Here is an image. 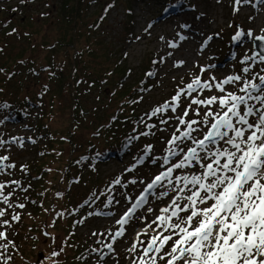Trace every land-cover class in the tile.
I'll list each match as a JSON object with an SVG mask.
<instances>
[{
    "label": "rangeland",
    "instance_id": "374dc122",
    "mask_svg": "<svg viewBox=\"0 0 264 264\" xmlns=\"http://www.w3.org/2000/svg\"><path fill=\"white\" fill-rule=\"evenodd\" d=\"M188 1L190 4L187 8L174 7L165 12L166 14L162 11L163 7L155 1L125 0L114 5L112 0L96 2L83 0L81 3L83 34L90 30L93 36L91 42L99 46L95 47L99 54H108L109 59L114 62L123 60L126 66L132 69V74L126 77L123 83L129 85L137 80L139 81L137 85L142 81L141 85L146 81L142 85L145 90L141 92L142 98H137L140 100L138 111L150 110L151 113V109L171 101L177 91L184 89L196 76H200L202 81L215 76L216 80L220 81L229 75H243L241 69L245 66L252 68L250 76L264 68V63L253 64L252 61H248L247 65L240 63L245 54L255 55L254 39L244 35L238 42L233 40L238 32L247 33L249 30L253 36L264 35V3H258L257 0H248L247 3L241 0L239 4L236 0ZM61 4V0L0 1V64L8 63L9 71L15 73L4 85L5 94L11 96L14 92L17 96L20 93L23 98L40 96L39 107L35 106L32 110L23 112L25 114L23 117L18 116L20 120H13L11 110L7 107L3 106L0 111V141L3 142L0 143V158L8 157V160L2 161L3 166L0 167V183L7 185L4 189L5 195L12 193L10 203L13 205L12 208H8L7 205L0 203V208L6 211V215L0 220H7L11 225L0 226V231L7 233V240H0V244H7L8 240L15 244L20 240L18 243L25 245L28 250L35 249L30 246L33 231L25 233L22 231L23 228L16 227L19 224L27 226L32 218L37 217L38 219L33 220L34 228L45 224L43 228L49 231L50 235L43 233V230L36 234L37 245L33 262L71 264L75 244L68 239L63 230L65 208L69 207L70 222L75 227L76 237L81 241L80 247H83L85 252V260L80 264H133V260L142 255L143 248L147 246L152 236L162 230L156 224L148 228V224L160 214L161 208L169 205L171 198L179 194L178 191H171L169 186L157 187L150 191L151 194L146 188L155 175L170 166L163 163L164 157L168 155V141L173 134L180 136L181 132L187 130L179 125L176 117L182 115L191 97H187L186 94L182 96L180 107L175 113L170 109L164 112L166 116L160 118L163 125L160 138L151 141L150 146L135 143L130 154L122 160L99 164L95 172L90 170L94 173L90 174L92 178L100 179L98 185L94 186L97 189L91 188L89 173L84 171L87 169L77 165V161L93 142V133L97 132L101 124L109 121L120 103L116 102L108 84L97 82L92 84L96 71L103 73L101 66L93 58H86L83 63L76 62L75 68L78 72H74L75 68L72 72L68 66L60 68L61 71L65 70L64 72L59 70L58 74L63 73L65 77L67 76L66 85L63 83L64 91L73 86L76 79L80 82L77 89L81 93L80 104L86 113H81L78 118L80 123L72 131L71 138L75 146L69 142L63 144L56 142L53 148L55 152L60 151L61 155L54 151H51V155L47 154L46 149L50 147L48 135L52 134L60 141L63 139L61 136L71 133V130L68 131L66 128L71 115L68 117L63 106L67 96L57 98L61 83H58L52 74V70L57 67L56 63L65 59L60 53L51 51L60 39ZM98 16L100 19L102 17L101 21L100 19L97 21ZM27 18L31 19L29 23L25 21ZM24 21L27 24H24ZM95 24L98 27H95ZM9 28H14L13 32L4 33L3 30ZM100 47L102 52L99 51ZM21 52L24 53V61L14 57ZM256 59L259 60V57ZM51 62L52 70L49 69ZM106 62L102 67L108 66V61ZM151 62L154 64L153 71L147 72L144 77L145 69L151 66ZM201 68L208 70L201 73ZM148 73L153 75L149 76ZM71 75L75 79L73 83L67 85ZM256 82L259 83L258 80ZM225 87L229 91L242 94L238 92L239 84ZM211 95L220 93L215 89L197 90L193 93V96H199L201 99ZM50 104L63 108L55 112V120L49 127L39 130L37 126L47 115ZM259 106L257 104V107ZM192 107L196 108L195 105ZM200 111L203 112L204 109L201 108ZM146 117L142 116L141 122L147 121ZM185 119L199 120L200 117L190 111ZM177 127L180 131H176ZM194 127L202 129L201 125ZM193 135L200 138L202 131L194 132ZM73 148L77 153L73 152ZM144 152L152 158L157 157L160 165L144 169L141 166L136 168V171L133 170L138 155ZM45 156L48 163L43 167L38 162ZM170 159L176 162L179 158ZM9 164H14L15 167H7ZM34 166L43 168L42 172H35ZM44 170H47V173H44ZM190 172H196V168L177 170L174 174L186 175ZM117 178L120 179V184H115ZM12 181H18L19 184H12ZM164 183L167 185V181ZM164 192H168V195L162 196L161 193ZM36 193H40V196H36ZM187 194H189L187 191L182 193ZM141 195L147 197V203L135 210L128 224L123 226L124 235L113 242V235L121 229V225L116 221L132 208ZM96 198L97 201H93ZM85 200H88L89 204L84 205ZM20 203L25 204L23 209L15 207ZM149 208L152 209L151 212L148 211ZM60 213L63 215H59ZM13 214H19L20 220H12ZM42 215H46V218ZM140 241L144 243L141 244ZM109 243L113 244L111 252L105 247ZM133 243H136L137 251L129 252L128 249ZM61 248L63 251L59 256H51L53 251H60ZM93 249L97 251L93 252ZM10 250L11 245L7 250L8 256ZM158 264H164V261H159Z\"/></svg>",
    "mask_w": 264,
    "mask_h": 264
},
{
    "label": "snow or ice",
    "instance_id": "6c2138e0",
    "mask_svg": "<svg viewBox=\"0 0 264 264\" xmlns=\"http://www.w3.org/2000/svg\"><path fill=\"white\" fill-rule=\"evenodd\" d=\"M240 2L241 0H236L237 4ZM244 2L247 3L248 0ZM257 2L264 3V0ZM244 35L260 41L261 51L254 56L245 54L240 63H264V35L253 36L249 30L247 33L238 32L233 40L238 42ZM207 70L201 68V73ZM241 72L243 75H229L220 81L215 76L207 81L196 76L184 89L178 90L171 101L153 109L151 116L169 109L175 113L180 107L182 96L186 94L191 97L182 115L176 117L179 125L187 130L181 132L180 136L173 134L168 141V155L164 157L163 163L170 166L155 175L146 188L150 192L157 187L170 185L171 191H187L189 194L176 195L170 199L168 206L160 209V214L147 227L152 228L156 224L162 230L152 236L143 248L142 255L134 259L133 264H158L159 261H164V264H264V74H261L264 73V68L251 76L252 68L249 66L243 67ZM237 84L240 85L238 92L242 94L225 87ZM213 89L220 95L204 99L193 96L197 90ZM257 104L260 106L257 107ZM201 108L204 109L203 112L200 111ZM190 111L200 119H185ZM194 125H201L202 129H197ZM176 131H180V128L177 127ZM198 131H202L200 138L193 135ZM148 151H151L150 147ZM170 158L179 159L173 162ZM6 160L7 156L0 158V167L3 166L2 161ZM7 167L14 168L15 165L9 164ZM193 168L199 174L190 172L174 177L177 170ZM11 183L19 184L18 181ZM115 184H120L119 178L115 180ZM6 187L7 185L0 183V203L12 208V193L5 195ZM23 191L26 192L27 189ZM161 195L167 196L168 192ZM145 203L147 197L141 195L132 208L116 221L121 229L113 235V242L124 235L123 226L128 224L135 210ZM15 207L23 209L25 204H16ZM148 211L151 212L152 209L149 208ZM5 215V209L0 208V218ZM59 215L62 216L63 213ZM12 220L19 221L20 215L13 214ZM0 226L11 227L7 220H0ZM144 233H147V228ZM0 240H7L6 232L0 231ZM9 245L15 247L11 240L7 244H0V264H9L11 260L7 255ZM105 247L109 252L113 251L112 243ZM61 251L62 248L60 251H53L51 256H59ZM96 251L93 249V252ZM128 251L136 252V243Z\"/></svg>",
    "mask_w": 264,
    "mask_h": 264
},
{
    "label": "trees",
    "instance_id": "16d2710c",
    "mask_svg": "<svg viewBox=\"0 0 264 264\" xmlns=\"http://www.w3.org/2000/svg\"><path fill=\"white\" fill-rule=\"evenodd\" d=\"M82 1L83 0H61L62 4L60 6L62 8V12L59 20L60 23H62V26L60 27V34H59L60 39L54 45L51 51L60 53L61 56H64L65 59L59 60L56 63L57 67H55V70H52L53 64L51 62V65H49V69L52 70V74L55 76L56 81H58V83H61V85L59 86L60 88L58 94H56L57 98H63L65 95L67 96L66 100L63 102V106L65 107V110L68 113L67 114L68 117L71 115L70 121H68L66 127L68 128V131L71 130V133L70 135L67 136H61L63 137V139L60 141L56 140V137H54V135L52 134L48 135L50 136V144H49L50 147H47L46 151L47 154L49 155H51V151H54V153H57V155H61L60 151L55 152L53 148L56 142L57 143L60 142L61 144L69 142L72 143V145H74V142L71 138L72 131L74 127L80 123L78 118L81 115V113L83 114L86 113L85 110L83 109V106L80 104L81 93L79 89H77L79 87L80 82H78L76 79L75 83H73V79H75V77L73 76L72 78L71 75L70 79L67 81L68 82L67 85H69L70 82H72L73 86H71L70 88L69 87L66 88V90L64 91L63 83L66 85L65 81L67 76L65 77L63 73H61L62 75L58 74V71L60 70V68L63 69L66 66L70 67L69 70L72 71V69L76 67V62L83 63L86 58L87 59L93 58L97 62V64L101 66L102 68L101 70H103V73H97L98 71H96L95 81H93L92 84H95L96 82L108 84V86L110 87V91L113 94V97L115 98L116 102L120 103L118 109L115 110L114 115L110 116L109 121L106 122L105 124L104 123L101 124L98 127L97 132L93 133V142L90 143L91 144L90 147L88 146L87 150H85V153L81 154L79 160L77 161L78 162L77 165H80V167H85L87 169L84 171H88L89 173L91 188L97 189V187L94 186L98 185L100 179L92 178L90 176L91 173L94 174L92 171L95 172L99 164L110 163L111 161L114 160L116 161L122 160L124 157L130 154L132 149L131 147H133L135 143L140 142V144L143 145L147 144L146 146H150L151 141L160 138V134H161L160 130L163 127L160 118L163 115L165 117L166 114L162 112L157 114L156 116H151L152 112L150 113V110L148 111L146 110L142 112L140 109L138 111L139 102H140L139 99L142 98L143 96L141 95L142 94L141 92L145 91L142 85L145 84L146 81L141 85L140 83L142 81H140V83L137 85V83L139 82L137 80L129 85L124 84L123 80L126 77H129L130 74H132V69L126 66V64L124 63L125 61L123 60H118L114 62L109 59L108 54H102V53L99 54V52L95 48L96 46L97 47L99 46L94 45V42H91V37L93 36L91 35L90 30L88 33L85 34H83L82 32V28H84V26H81L82 24L84 25V22L81 18V10H80ZM96 1L97 0H95V2ZM118 1L122 2L125 0H112L114 5L117 4ZM143 1L144 2L155 1L159 3L163 7L162 11L164 13L169 12L174 7H180V8L184 7L185 9L188 7L187 5L190 4L188 0H143ZM96 18H98L97 21H99L100 16ZM30 20H31L30 18H27L25 21L29 23ZM101 20L102 17L100 21ZM25 21L24 24H27ZM95 27L98 26L95 24ZM13 29L14 28H9L8 30L6 31L3 30V31L4 33L8 32L7 34H9L13 32ZM99 51L100 52L103 51L102 47H100ZM14 57L17 58V60H22V61H24L25 58L23 52L14 55ZM106 61H108L107 64L108 66L104 68L102 66H104L103 64L107 63ZM153 65L154 64L151 62V66L145 69L146 71L144 72V77H146L145 75L147 72L153 71ZM64 70L62 71L64 72ZM74 72H78V69L75 68ZM14 74L15 73L13 71H9L8 63L0 64V111H2L3 106L4 108L7 107L11 110L12 119L20 120V117H18L19 115L23 117V115H25L24 113H26L27 110H32V108L35 106L39 107L40 103L38 100L40 99V96H36V98L34 97L23 98L20 93L17 96H15L14 92L11 93L12 94L11 96L10 95L7 96L5 94L6 90L4 89L5 87L4 85L8 83V81L10 80V78L14 76ZM97 74H102L103 76H98ZM135 85L136 87H134ZM12 99L14 102H12ZM48 106L50 109L47 112V115L43 117L41 123L39 124V126H37L39 130H42V128L45 129L46 127H49V124L55 120L54 118L56 116L55 112L63 108V107H58V105H54V104H50ZM153 109H151V111H153ZM142 116H147L146 117L147 121L141 122ZM144 133H147V135H144ZM57 147H61V146H57ZM73 152L77 153V150L73 148ZM138 157L139 158H137L136 159L137 161L135 162L136 167H134L133 169L135 171L136 168L138 169L141 166H142L141 168L144 169L147 168L148 166L153 167V165L159 164L160 162V160L157 157L152 158L149 154H147V152L138 155ZM47 163H48L47 156H45L38 162V164L40 166L42 165L43 167ZM33 168H35V172L37 171L38 173L42 172L41 169H43V168L39 169V167L37 166H34ZM44 173H47V170H44ZM78 179H81V177H78ZM92 179H94L95 181L93 182ZM37 188H39V186ZM34 194L35 191L33 193V196ZM36 196H40V193H36ZM93 201H97V198L94 199ZM83 204L84 205L89 204L88 200L87 201L85 200ZM65 209H66V211L64 212L65 225L63 227V230L66 233L68 239H71L74 242L73 244H75L74 255L72 256L73 258L71 264H80L81 261L85 260L84 258L85 252L83 250V247H80L81 241L79 240L78 237H76L77 235L75 233V227L70 222L69 217L71 215L69 213V207H66ZM42 216L46 218V215H42ZM36 218H32L30 224L27 226H23L19 224L16 227L19 229L23 228L22 231L25 233H27L28 231L34 232L31 233L32 239H30V246L34 247L35 249L31 248L30 250H28V248L25 245H21V243H18L20 242V240H17L16 243L14 244L15 247H12V250H10L9 252L11 257L9 264H35L33 260L35 258V251L37 245V240L35 238L36 234L41 230H43V233H47L48 235H50L49 234L50 232L45 231L43 228L45 224H42V226L38 228H34L35 223L33 222V220H35ZM73 244L72 247L74 246ZM48 264H54V263L50 261Z\"/></svg>",
    "mask_w": 264,
    "mask_h": 264
},
{
    "label": "water",
    "instance_id": "95a60500",
    "mask_svg": "<svg viewBox=\"0 0 264 264\" xmlns=\"http://www.w3.org/2000/svg\"><path fill=\"white\" fill-rule=\"evenodd\" d=\"M254 44H255L254 45L255 52H260L261 51V42L255 40Z\"/></svg>",
    "mask_w": 264,
    "mask_h": 264
},
{
    "label": "built area",
    "instance_id": "2783aa9c",
    "mask_svg": "<svg viewBox=\"0 0 264 264\" xmlns=\"http://www.w3.org/2000/svg\"><path fill=\"white\" fill-rule=\"evenodd\" d=\"M178 195H181V193H179Z\"/></svg>",
    "mask_w": 264,
    "mask_h": 264
}]
</instances>
